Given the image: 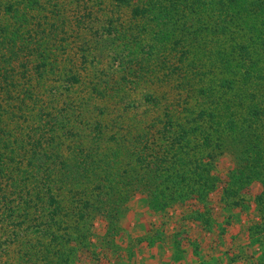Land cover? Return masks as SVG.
Wrapping results in <instances>:
<instances>
[{
  "label": "trees",
  "instance_id": "1",
  "mask_svg": "<svg viewBox=\"0 0 264 264\" xmlns=\"http://www.w3.org/2000/svg\"><path fill=\"white\" fill-rule=\"evenodd\" d=\"M91 1H109L110 12L136 19L124 46L138 50L128 61H149L156 36L179 47L186 99L178 114L163 111L141 128L120 127V116L91 124L67 104L56 108L59 79L35 92L31 80L53 74L50 61L34 68L0 61L1 264L11 254L15 264H65L73 231L86 242L90 221L102 217L108 237L119 235L135 194L153 211L195 200L203 209L188 217L211 227L206 200L217 187L211 170L221 153L234 159L221 190L226 207H241L247 185L261 184L254 198L261 222L249 233L262 244L264 264V0ZM0 33L2 43L6 29ZM158 139L165 142L156 146Z\"/></svg>",
  "mask_w": 264,
  "mask_h": 264
},
{
  "label": "rangeland",
  "instance_id": "2",
  "mask_svg": "<svg viewBox=\"0 0 264 264\" xmlns=\"http://www.w3.org/2000/svg\"><path fill=\"white\" fill-rule=\"evenodd\" d=\"M9 4L11 13L5 11ZM104 4L91 0H0V29H6L0 61H31L33 68L40 61H50L54 73L48 70L40 81L33 76L31 85L40 92L50 87L51 81L58 86L59 79L61 103L56 108L67 104L81 113L84 122L110 125V120L120 116V127L133 122L141 128L163 111L178 114L186 99L178 83L187 75L182 71L186 61L178 59L179 47L173 50L165 41L158 44L156 36L149 61H128L133 59L129 54L137 55L138 50L134 44H130L132 48L124 46L132 32L129 26L136 19L126 10L110 12L109 1ZM66 74L75 75L78 81H67ZM187 103L194 106V101ZM162 141L158 139L156 146ZM171 141L176 144L174 140L166 142ZM233 169L234 159L226 154L221 153L213 163L211 174L217 177V187L206 200L211 227L188 217L190 211L203 209L195 200L153 211L145 198L135 194L125 203L119 235L108 237L104 219H92L86 242L76 239L73 231L72 241L65 245L69 255L65 264H259L262 244L249 230L261 222L254 198L262 187L252 181L241 195L242 206L226 207L220 200L221 190ZM2 251L0 264L7 258ZM17 258L11 254L7 261L15 264Z\"/></svg>",
  "mask_w": 264,
  "mask_h": 264
},
{
  "label": "crops",
  "instance_id": "3",
  "mask_svg": "<svg viewBox=\"0 0 264 264\" xmlns=\"http://www.w3.org/2000/svg\"><path fill=\"white\" fill-rule=\"evenodd\" d=\"M2 237V236H1ZM3 237H5L4 235H3ZM13 248V247H12Z\"/></svg>",
  "mask_w": 264,
  "mask_h": 264
}]
</instances>
